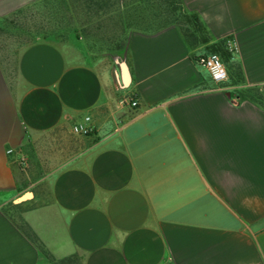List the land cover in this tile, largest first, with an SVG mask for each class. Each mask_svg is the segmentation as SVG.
I'll return each mask as SVG.
<instances>
[{
    "label": "crops",
    "instance_id": "obj_1",
    "mask_svg": "<svg viewBox=\"0 0 264 264\" xmlns=\"http://www.w3.org/2000/svg\"><path fill=\"white\" fill-rule=\"evenodd\" d=\"M182 1L241 79L177 25L132 34L126 83L47 38L0 51V264H264V0Z\"/></svg>",
    "mask_w": 264,
    "mask_h": 264
},
{
    "label": "rangeland",
    "instance_id": "obj_2",
    "mask_svg": "<svg viewBox=\"0 0 264 264\" xmlns=\"http://www.w3.org/2000/svg\"><path fill=\"white\" fill-rule=\"evenodd\" d=\"M55 8L51 4L33 7L6 18V20L0 19V51L9 68L14 71L15 53L18 48L31 40L29 35L33 31L49 29L51 34L47 39L95 64L115 79L119 78L126 83V76L131 66V38L133 33L131 29H122L116 12L104 10L103 12L91 13L84 9L76 12V18L69 21L62 19L64 12L61 10L57 12V8ZM70 14L68 13V15ZM38 38L43 39L44 35L41 34ZM230 38L233 36L230 35L226 38L227 48L225 47L229 52H231ZM196 48H199L200 53L211 51L205 45ZM225 48L219 54L225 53ZM229 62L233 64L232 57ZM228 68L231 74L234 68L230 65ZM207 75H209L208 72ZM209 78L212 86L216 85L210 76ZM70 264H75V262Z\"/></svg>",
    "mask_w": 264,
    "mask_h": 264
},
{
    "label": "trees",
    "instance_id": "obj_3",
    "mask_svg": "<svg viewBox=\"0 0 264 264\" xmlns=\"http://www.w3.org/2000/svg\"><path fill=\"white\" fill-rule=\"evenodd\" d=\"M138 2V3H136ZM51 4L52 7H56V11H63L62 19L74 20L75 13L86 9L91 13L114 11L116 17L119 20L123 30H132L134 32H148L154 33L163 30L169 26L177 25L180 27L185 39L191 48H196L200 45H205L207 49H211L210 52H217L227 48V39L223 38L218 41H213L208 28L201 20L200 16L195 12H190L186 9L182 0H132L129 4L122 3L121 0H43L39 3L31 5L26 9L33 7H43L44 5ZM26 9L18 12L22 13ZM131 10H133L131 12ZM17 13V14H18ZM68 13H71L68 15ZM6 20V19H4ZM43 34L44 38H48L51 34L49 29L41 31L36 29L32 34L31 41L39 39L38 37ZM225 48V53L220 54L224 59L227 67L234 68V62L231 64L229 61L232 57L231 52ZM194 58H197L193 55ZM229 69V68H228ZM233 76L237 79H241L242 72L239 68H234L231 71ZM26 233L36 242L38 239L34 233H32L27 227H25ZM80 264L77 257H70L63 259L53 264H70L71 262Z\"/></svg>",
    "mask_w": 264,
    "mask_h": 264
},
{
    "label": "built area",
    "instance_id": "obj_4",
    "mask_svg": "<svg viewBox=\"0 0 264 264\" xmlns=\"http://www.w3.org/2000/svg\"><path fill=\"white\" fill-rule=\"evenodd\" d=\"M197 62L199 65L203 66L208 72L212 80L218 84L223 85L225 82L228 81L230 77L229 69L222 58V56L217 52H210V53H199L197 56ZM129 104L131 106H136L138 101L134 99V97H130ZM89 120V117L87 118ZM74 132L89 134L92 129L89 125L84 124H77L73 127ZM8 153L13 154L15 152L14 148H9ZM18 163L22 167L27 166V159L24 156L18 157Z\"/></svg>",
    "mask_w": 264,
    "mask_h": 264
}]
</instances>
